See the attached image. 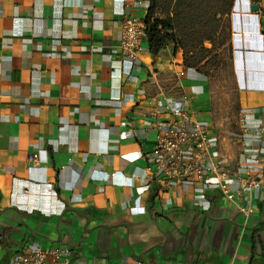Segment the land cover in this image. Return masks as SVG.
Listing matches in <instances>:
<instances>
[{"label": "crops", "instance_id": "crops-1", "mask_svg": "<svg viewBox=\"0 0 264 264\" xmlns=\"http://www.w3.org/2000/svg\"><path fill=\"white\" fill-rule=\"evenodd\" d=\"M149 1L0 0V264L36 246L71 264H264V191L236 200L256 207L246 218L216 175L166 183L152 158L170 106L210 126L231 190L255 169L240 120L264 114V0H233L224 18L228 122L173 43L121 54L122 20H144Z\"/></svg>", "mask_w": 264, "mask_h": 264}, {"label": "built area", "instance_id": "built-area-1", "mask_svg": "<svg viewBox=\"0 0 264 264\" xmlns=\"http://www.w3.org/2000/svg\"><path fill=\"white\" fill-rule=\"evenodd\" d=\"M121 25L118 39L120 52L125 57L136 59L147 41V25L143 19L130 16H125ZM167 107L171 109L174 117L157 122L160 134L152 156L166 183L208 182L216 175L224 196L238 206L246 218L254 213L256 207L253 204L235 202L246 194L253 195L264 191V114L255 124L247 120L250 112H245L241 117V148L243 154L250 157L256 167L253 169L246 166L244 172H238L236 176L238 188L231 190L228 182L229 173L212 150L210 126L184 108L176 110ZM37 158L36 153H31L28 159L34 161ZM12 262V264H71L68 250L53 246L48 248L36 246L20 250Z\"/></svg>", "mask_w": 264, "mask_h": 264}, {"label": "trees", "instance_id": "trees-1", "mask_svg": "<svg viewBox=\"0 0 264 264\" xmlns=\"http://www.w3.org/2000/svg\"><path fill=\"white\" fill-rule=\"evenodd\" d=\"M232 4L233 0H150L144 21L151 52L156 56L163 46L173 43L182 49L188 67L209 75L205 68L219 59L218 39Z\"/></svg>", "mask_w": 264, "mask_h": 264}, {"label": "rangeland", "instance_id": "rangeland-1", "mask_svg": "<svg viewBox=\"0 0 264 264\" xmlns=\"http://www.w3.org/2000/svg\"><path fill=\"white\" fill-rule=\"evenodd\" d=\"M163 17L161 13L158 17ZM226 34L224 33L218 39L217 56L218 61L213 65L206 67L208 69L209 77L213 83L214 96L216 97V104L227 110L224 115L226 121L234 120L236 107V91L234 89L233 73H231L230 62L226 51L219 52V49L226 43Z\"/></svg>", "mask_w": 264, "mask_h": 264}, {"label": "water", "instance_id": "water-1", "mask_svg": "<svg viewBox=\"0 0 264 264\" xmlns=\"http://www.w3.org/2000/svg\"><path fill=\"white\" fill-rule=\"evenodd\" d=\"M253 8H254L255 10H257V9H258V6H257V5H254Z\"/></svg>", "mask_w": 264, "mask_h": 264}]
</instances>
